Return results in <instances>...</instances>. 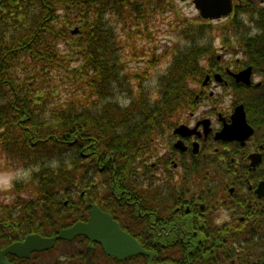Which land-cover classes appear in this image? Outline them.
I'll return each mask as SVG.
<instances>
[{"label": "trees", "instance_id": "1", "mask_svg": "<svg viewBox=\"0 0 264 264\" xmlns=\"http://www.w3.org/2000/svg\"><path fill=\"white\" fill-rule=\"evenodd\" d=\"M245 3L236 7L233 28L243 24L239 12H257L263 32L249 47L252 56L264 58V8L250 0ZM167 9L169 0H0V154L6 156L7 166H36L29 185L15 181L16 198L0 201V250L28 234L55 237L62 229L86 221L92 204L99 202L100 190L109 194L114 185L141 184L134 174L136 155L159 137L163 121H171L170 115L194 103L188 83L202 75L198 60L208 51L196 43L178 49L154 100L141 86L136 91L131 88L128 102L122 103L107 99L129 75L122 68L116 30L118 24L127 28L125 39L131 36V42L142 23ZM208 25L190 23L182 33L192 36ZM124 44L130 52H140L126 40ZM61 73H67L78 90L56 101L59 90L53 84ZM97 153L106 159L102 172ZM26 189L31 194L24 196ZM130 226L126 229L133 232ZM136 237L155 253L153 264H158L159 242L141 233ZM75 242L81 249L62 254L64 259L41 261L59 244ZM89 243L85 236L57 239L53 248L34 252L30 258L9 254L8 259L13 264H96L100 251L104 264H148V256L119 260L97 243Z\"/></svg>", "mask_w": 264, "mask_h": 264}, {"label": "flooded vegetation", "instance_id": "2", "mask_svg": "<svg viewBox=\"0 0 264 264\" xmlns=\"http://www.w3.org/2000/svg\"><path fill=\"white\" fill-rule=\"evenodd\" d=\"M232 1V12L217 19L231 20L246 5ZM250 1L264 8V0ZM258 29H230L238 42L228 53L240 57H203L206 74L186 116L170 115L174 120L163 121L159 137L136 155L141 184L100 190L93 203L136 239L157 240L158 264H264V58L249 47ZM96 156L102 172L106 159Z\"/></svg>", "mask_w": 264, "mask_h": 264}, {"label": "rangeland", "instance_id": "3", "mask_svg": "<svg viewBox=\"0 0 264 264\" xmlns=\"http://www.w3.org/2000/svg\"><path fill=\"white\" fill-rule=\"evenodd\" d=\"M249 14V12H239L237 16L238 21L243 22V24L237 23V25L241 26V30L243 27H250L253 32H257L259 30V25L257 24L258 20H256L255 17L257 16V12L251 15ZM258 18L260 19V16ZM208 20L210 19L202 18L193 0H169V9L150 20L148 24L142 23L139 31L140 34L133 36L130 40L131 42L128 41L131 36L127 35L125 39L126 35H124V31H126L127 28L123 30L121 24H118L115 40L119 48L122 49L119 52L124 62L122 68L129 75L127 82H119L114 86L115 95L109 96L107 99L126 103L132 94L130 92L131 88L136 91L139 87L143 86L145 93L154 100L158 92H160V90L162 91V89H160L162 76L170 67L176 51L178 49L187 48L193 43L200 46L205 45L207 47L208 55L205 57L203 56L204 58H210L213 53L223 58L226 56V62L240 57L238 54L228 53V51L231 50V45H237L238 42L235 31H230V29L233 28V19L225 20L223 18L211 20L210 22ZM205 22H209V25L197 33L194 32L192 36H186L182 33L183 27L190 23L196 24ZM229 31L230 33L228 34ZM236 31H239V29H236ZM226 37H228V41H230L228 44L229 48L223 50L222 41H225ZM124 40H126V43L129 45L137 46L140 52H130L131 48L124 44ZM210 42H213V45ZM203 57L198 60L200 64L199 67L202 69L201 73L203 72L202 75H199L195 80H190L188 83L190 93L193 94L194 98L206 74L204 67L207 64L206 59L204 60ZM53 85L59 90V93L54 96V100L56 101H64L69 93L73 90H78V85L75 84L72 78L68 77L67 73L57 75L55 84ZM203 108V106H200L199 110ZM182 110L173 115H179L181 113V115L185 117L189 109L185 111ZM172 120H174V117ZM35 168L36 166L34 165L24 166L18 164L11 167L7 166L6 156L0 154V201H6L7 203L8 200H12L14 197L16 198L18 194L12 190L15 181L20 180L24 182L25 180L26 184H28L27 181L31 178V174ZM30 192V189L23 190L22 195H29L31 194ZM7 195H9L8 199L6 198ZM80 246V242L69 245L59 244L54 251L43 256L41 261H57V258L61 259L62 254L81 249ZM62 259H64V257H62ZM95 261L96 264L97 262L99 264H104L105 260L100 257V251L97 252V260L95 259ZM36 263H38V261Z\"/></svg>", "mask_w": 264, "mask_h": 264}, {"label": "water", "instance_id": "4", "mask_svg": "<svg viewBox=\"0 0 264 264\" xmlns=\"http://www.w3.org/2000/svg\"><path fill=\"white\" fill-rule=\"evenodd\" d=\"M194 3L200 15L205 19L221 18L229 15L233 10L232 0H194ZM72 32L76 34L78 28ZM243 123L244 114L240 109L234 119V126L240 127ZM183 127L181 126V128ZM78 236H85L90 241V246H93L95 241L99 242L107 255L119 260L135 255H145L149 257L148 264H153L155 253L144 248L138 239L121 228L111 214L102 211L96 204L92 205L90 216L86 221H78L72 226L62 229L55 237H44L32 233L28 234L24 240L16 241L0 250V264H13L8 259L9 254L19 258H30L34 252L53 248L57 239L70 241Z\"/></svg>", "mask_w": 264, "mask_h": 264}]
</instances>
